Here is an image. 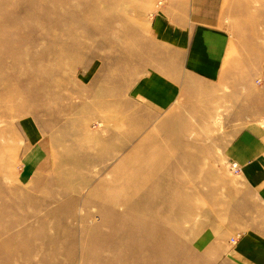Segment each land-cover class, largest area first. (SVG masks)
I'll use <instances>...</instances> for the list:
<instances>
[{
	"label": "rangeland",
	"instance_id": "1",
	"mask_svg": "<svg viewBox=\"0 0 264 264\" xmlns=\"http://www.w3.org/2000/svg\"><path fill=\"white\" fill-rule=\"evenodd\" d=\"M160 1L0 0V264H264L222 106L164 111L108 82L146 70Z\"/></svg>",
	"mask_w": 264,
	"mask_h": 264
},
{
	"label": "crops",
	"instance_id": "2",
	"mask_svg": "<svg viewBox=\"0 0 264 264\" xmlns=\"http://www.w3.org/2000/svg\"><path fill=\"white\" fill-rule=\"evenodd\" d=\"M248 2L161 0L150 19L148 37L156 48L146 51V70L131 83L119 76L108 82L164 111L182 100L205 99L209 116L222 106L231 133L225 153L263 203L264 129L258 122L264 119V30L246 20ZM247 239L250 245L260 241L254 234Z\"/></svg>",
	"mask_w": 264,
	"mask_h": 264
},
{
	"label": "built area",
	"instance_id": "3",
	"mask_svg": "<svg viewBox=\"0 0 264 264\" xmlns=\"http://www.w3.org/2000/svg\"><path fill=\"white\" fill-rule=\"evenodd\" d=\"M262 121H263V123H264V119H263ZM228 169H229L231 172H233L234 174H236V175H238V174L241 173L238 164L235 163V162H230L229 165H228Z\"/></svg>",
	"mask_w": 264,
	"mask_h": 264
},
{
	"label": "bare ground",
	"instance_id": "4",
	"mask_svg": "<svg viewBox=\"0 0 264 264\" xmlns=\"http://www.w3.org/2000/svg\"><path fill=\"white\" fill-rule=\"evenodd\" d=\"M34 55V54H33ZM35 57V56H34ZM57 70V69H56ZM49 87V86H48ZM140 181H141V179H140ZM144 181V180H143ZM142 182V181H141Z\"/></svg>",
	"mask_w": 264,
	"mask_h": 264
}]
</instances>
